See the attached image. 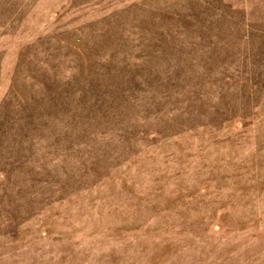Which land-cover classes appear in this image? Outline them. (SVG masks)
Returning <instances> with one entry per match:
<instances>
[{
  "label": "rangeland",
  "instance_id": "rangeland-1",
  "mask_svg": "<svg viewBox=\"0 0 264 264\" xmlns=\"http://www.w3.org/2000/svg\"><path fill=\"white\" fill-rule=\"evenodd\" d=\"M0 264H264V0H0Z\"/></svg>",
  "mask_w": 264,
  "mask_h": 264
}]
</instances>
